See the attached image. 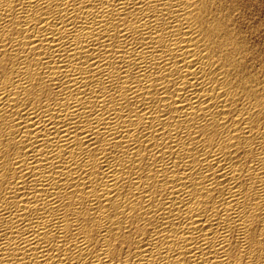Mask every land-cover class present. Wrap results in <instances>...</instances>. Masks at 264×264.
Segmentation results:
<instances>
[{
	"label": "bare ground",
	"instance_id": "obj_1",
	"mask_svg": "<svg viewBox=\"0 0 264 264\" xmlns=\"http://www.w3.org/2000/svg\"><path fill=\"white\" fill-rule=\"evenodd\" d=\"M0 264H264V0H0Z\"/></svg>",
	"mask_w": 264,
	"mask_h": 264
}]
</instances>
